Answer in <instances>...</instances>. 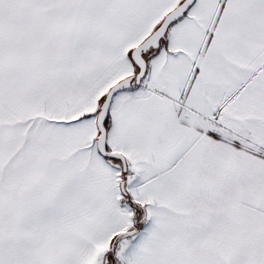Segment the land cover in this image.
Segmentation results:
<instances>
[{"label": "snow or ice", "instance_id": "obj_1", "mask_svg": "<svg viewBox=\"0 0 264 264\" xmlns=\"http://www.w3.org/2000/svg\"><path fill=\"white\" fill-rule=\"evenodd\" d=\"M0 264H264V0H0Z\"/></svg>", "mask_w": 264, "mask_h": 264}]
</instances>
